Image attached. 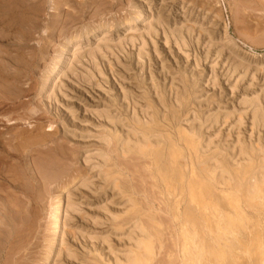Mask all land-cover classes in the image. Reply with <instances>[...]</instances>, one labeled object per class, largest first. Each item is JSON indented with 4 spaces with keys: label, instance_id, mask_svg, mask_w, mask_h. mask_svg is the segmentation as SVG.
I'll return each instance as SVG.
<instances>
[{
    "label": "rangeland",
    "instance_id": "obj_1",
    "mask_svg": "<svg viewBox=\"0 0 264 264\" xmlns=\"http://www.w3.org/2000/svg\"><path fill=\"white\" fill-rule=\"evenodd\" d=\"M0 40V264H127L149 217L156 264L175 202L159 173L184 136L185 175L206 166L215 194L225 165L264 174V0H0Z\"/></svg>",
    "mask_w": 264,
    "mask_h": 264
},
{
    "label": "bare ground",
    "instance_id": "obj_2",
    "mask_svg": "<svg viewBox=\"0 0 264 264\" xmlns=\"http://www.w3.org/2000/svg\"><path fill=\"white\" fill-rule=\"evenodd\" d=\"M141 15H142V13H141ZM141 15H139V16L136 15V17L133 18L131 23L139 22L140 19H143V18H141ZM131 23H129V24H131ZM228 25L229 24H227V23H223V25H222L223 34L221 37L222 38L221 41L230 44L231 43V40H230L231 37L228 35V29H229ZM84 33H85V31H84ZM88 35H89V33H88ZM88 35H85L84 37H87ZM65 41H67V39ZM0 43H4V42L0 40ZM4 44L7 45L6 43H4ZM232 44H234V43H232ZM20 46H22V45H20ZM76 46H77V42H73L72 46H71V50H70L71 55L68 53L70 55V61H71V59L73 60L74 58H76V57H74L75 50H78ZM61 48H63V47H61ZM16 49H18V46ZM63 53H64V50H63ZM59 55L61 56V53ZM48 77H47V79H48ZM57 77L59 78V76H57ZM44 80H46V79H44ZM55 81H56V79H55ZM44 82H47V81H44ZM9 125H11V124H9ZM154 133H156V132H154ZM183 133H184V131H183ZM144 136H147V134ZM170 136H172V134ZM162 137H161V139H163ZM173 138H174V136H173ZM172 142L170 143L171 145L169 146V148L167 150L166 163H165L163 169L161 170V172L159 173V178L163 184L164 192L168 195V197L173 196L175 198V200L173 199L175 202H173L174 205H173V208L171 210V219L170 218L168 219L169 223L171 225V229H172V233L170 234V237L172 239V249H171L172 251L165 248V250L163 252L164 256L162 258H159L157 260L156 264H264V174L254 176L255 177L254 183L249 184L248 180L250 177H252L251 172L254 170V168L252 167V164H253V162H252L251 165L249 164L246 168H244L245 170L233 172L232 176L235 180V181H233V179L228 178L229 177L228 174H229L230 170L227 168V165H225V167L221 171L222 174L220 175L221 179H222L224 173L227 175L226 181L224 182V184H226L225 188L222 190L220 189L219 193L215 194L216 192L214 193L213 187L211 185V179H214L211 176V174L213 172L210 173L209 168H206L205 164L202 165V167L205 166V168L203 167V169H201V165H199L200 166L199 170L200 169L201 170L199 172H197L195 170L196 168H194V166H193L194 163L192 164L190 162L189 163L190 164L189 174L185 175L183 168L186 167V164H185L186 162H183V160H182V162L184 164L180 163L181 161L179 162V160H181V158L183 157L184 149L189 152V155L191 153H194L195 155H197V144L194 142V140L184 136V139L182 140V142H180V143H182L181 147H183V148H179V146L177 147L176 145H174L176 140L173 144H172ZM164 144L166 145V143H164ZM161 145H162V143H161ZM159 146H160V143H159ZM159 146H158V148H159ZM141 148H144V147H141ZM162 151L163 150H156L153 152V160H154L153 163L156 166L158 164H160L159 162H161L160 160L164 156ZM0 153H2V155H3L1 157L2 160H4L5 157L9 158L12 156V155H9V153L5 147V144L3 145V143L0 144ZM199 155H200V153H199ZM187 159H188V157L186 158V160ZM208 159H207V161L211 160V159L210 160H208ZM248 159H249V157H248ZM101 162H104V161H101ZM233 163L236 164V162H233ZM105 164H106V162H105ZM206 164H207V162H206ZM239 164H241V163H239ZM214 165H216V163ZM230 165H233V164L231 163ZM230 165H229V167H231ZM253 165H255V164H253ZM208 166H211V164ZM256 167H258L257 164H256ZM261 167H264L263 164L261 165ZM186 168H188V167H186ZM213 168H214V166H213ZM215 168H218V167L215 166ZM1 173H4V172H1ZM218 173H219V171H218ZM2 175L4 176L5 174H2ZM6 176L7 175H5V179L7 180V178H9V177L7 176V178H6ZM152 177H154V176L152 175ZM108 178H110V176ZM5 179L3 177H0V180L3 181L2 184L4 182L7 183ZM216 180H218V179H216ZM108 181H110V180H108ZM10 182L13 183V181H10ZM216 182L217 181H215V184H217ZM15 184H11V187L14 188V190L17 189V186H14ZM152 184H153V182H152ZM5 185H7V184H5ZM221 185H223V183ZM7 186L9 187V185H7ZM8 187H7V189H8ZM152 187H153V185H152ZM8 193L11 194L10 191ZM18 194H19V192H18ZM3 195H6V194L3 193ZM0 199H1V197H0ZM4 199L7 200V198H4ZM6 200L4 202H6ZM58 200H60V199H58ZM6 203H7V205L9 204L8 202H6ZM6 203L4 204L5 207H7ZM147 203H145V204H147ZM183 203H184V205L186 203V207L182 212L180 208H181V205ZM12 204H13V202H12ZM1 205H3V204H1ZM15 205L18 206V204H16V203H15ZM137 206H139V205H137ZM11 208H12V205H11ZM152 208H153V206H152ZM6 209L5 208L3 209L4 212L6 211ZM53 209H55V208H53ZM53 209H52V211H54ZM56 209L59 210V208H57V207H56ZM8 211H9V208H8ZM8 211L6 212L7 214L9 213ZM163 211H165V207H164ZM6 213H5V215H7ZM67 214H68V212H67ZM17 215H15V217ZM55 215H56L55 216V223H54V226L52 227L53 228L52 231H53L54 235L58 232V227L60 226V225L58 226L57 214H55ZM167 215H170V214L167 213ZM15 217L13 216V219ZM19 217H21V216H19ZM155 218L156 217H154V219ZM154 219H152V217H149V220H150L149 225L147 223L145 224L143 222L146 226L140 227L141 233H140L139 241L137 240L138 241L137 242L134 240L135 242H137V246H135L136 251L134 252V256L132 255L133 256L132 258L129 255L130 256L129 258H131V260L128 258V260H130V261L127 264H151L154 261V259L156 258L157 254H160V251L164 248L163 247V241H162V230H161L163 223L161 221H160V223H156L154 221ZM0 220H1V218H0ZM142 220H144V219H142ZM7 221H9L8 218H7ZM16 221H17V219H16ZM6 222L4 223V225L6 224ZM140 223H141V221H140ZM1 224H3V222ZM175 226H176V229H175ZM15 227H16V224H15ZM7 228L9 229L10 226H7ZM18 228H17V230H18ZM1 229H3V228H1ZM5 229L6 228H4V230ZM9 231H11V230H9ZM13 232H15V231H13ZM0 233H2V230ZM2 235H4V234H2ZM12 236H13V234H12ZM5 237H6V235L4 236V238ZM56 237H57V235H56ZM7 239H9V238H7ZM135 242H133V243H135ZM1 248L2 247H0V251H1ZM16 256H18V255H16ZM165 257H166V259H164ZM11 260H12V257H11ZM2 262H3V260H2ZM121 264H124V263H121Z\"/></svg>",
    "mask_w": 264,
    "mask_h": 264
}]
</instances>
